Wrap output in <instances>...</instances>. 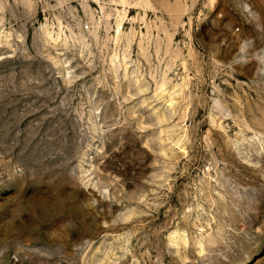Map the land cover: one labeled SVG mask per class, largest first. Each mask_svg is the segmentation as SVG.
<instances>
[{
    "label": "rangeland",
    "instance_id": "rangeland-1",
    "mask_svg": "<svg viewBox=\"0 0 264 264\" xmlns=\"http://www.w3.org/2000/svg\"><path fill=\"white\" fill-rule=\"evenodd\" d=\"M84 1L0 0V264H264V0Z\"/></svg>",
    "mask_w": 264,
    "mask_h": 264
},
{
    "label": "built area",
    "instance_id": "built-area-1",
    "mask_svg": "<svg viewBox=\"0 0 264 264\" xmlns=\"http://www.w3.org/2000/svg\"><path fill=\"white\" fill-rule=\"evenodd\" d=\"M93 10H94L95 17L98 18L97 11H99L100 8L98 6H96V8L94 7ZM84 15H85V20L81 23L80 29L88 31L92 27V19H95V17L91 16V12L84 14Z\"/></svg>",
    "mask_w": 264,
    "mask_h": 264
},
{
    "label": "crops",
    "instance_id": "crops-1",
    "mask_svg": "<svg viewBox=\"0 0 264 264\" xmlns=\"http://www.w3.org/2000/svg\"><path fill=\"white\" fill-rule=\"evenodd\" d=\"M89 1L91 2V0H86V1H84V3L89 4ZM84 7H86V5Z\"/></svg>",
    "mask_w": 264,
    "mask_h": 264
},
{
    "label": "bare ground",
    "instance_id": "bare-ground-1",
    "mask_svg": "<svg viewBox=\"0 0 264 264\" xmlns=\"http://www.w3.org/2000/svg\"><path fill=\"white\" fill-rule=\"evenodd\" d=\"M103 9V8H102ZM104 13V12H103ZM159 86H161V84L159 85Z\"/></svg>",
    "mask_w": 264,
    "mask_h": 264
}]
</instances>
